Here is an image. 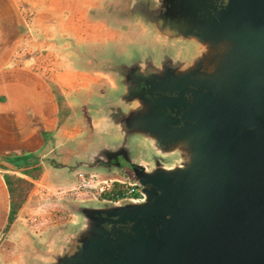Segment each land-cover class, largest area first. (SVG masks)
<instances>
[{
  "label": "water",
  "instance_id": "water-1",
  "mask_svg": "<svg viewBox=\"0 0 264 264\" xmlns=\"http://www.w3.org/2000/svg\"><path fill=\"white\" fill-rule=\"evenodd\" d=\"M241 11L208 24L205 46L97 61L115 87L90 104L95 138L55 168L70 182L122 156L144 195L80 202L40 264H264V1Z\"/></svg>",
  "mask_w": 264,
  "mask_h": 264
},
{
  "label": "crops",
  "instance_id": "crops-1",
  "mask_svg": "<svg viewBox=\"0 0 264 264\" xmlns=\"http://www.w3.org/2000/svg\"><path fill=\"white\" fill-rule=\"evenodd\" d=\"M122 1L0 0V240L9 237L11 226L26 219L27 213L28 199L10 223L5 174L14 172L11 163L24 157L43 160L60 145L63 157L70 158L92 144L96 122L90 104L115 87L97 61H112L116 59L112 51L128 52L131 46L148 44L145 35L132 34V17L123 12ZM26 47L49 49L61 70L49 76L36 71ZM68 95L67 114L81 111L80 123L69 124L70 117L62 115L59 98ZM44 168V173L49 171ZM34 250L29 252L30 262L40 264L49 247L35 239ZM0 260L10 264L14 258L2 255Z\"/></svg>",
  "mask_w": 264,
  "mask_h": 264
},
{
  "label": "flooded vegetation",
  "instance_id": "flooded-vegetation-1",
  "mask_svg": "<svg viewBox=\"0 0 264 264\" xmlns=\"http://www.w3.org/2000/svg\"><path fill=\"white\" fill-rule=\"evenodd\" d=\"M263 1L123 0L121 8L123 12L132 17L133 35L140 33L145 35L146 42L155 48L177 50L178 48L195 49L201 45L205 46L200 39L207 37L208 24L217 22L218 19L223 21L226 15L233 13V8L236 11L242 10L239 13L247 15L250 9L260 8ZM71 158L72 156L69 161ZM84 165L135 178L132 163L122 156L108 159L96 157L94 161Z\"/></svg>",
  "mask_w": 264,
  "mask_h": 264
},
{
  "label": "rangeland",
  "instance_id": "rangeland-1",
  "mask_svg": "<svg viewBox=\"0 0 264 264\" xmlns=\"http://www.w3.org/2000/svg\"><path fill=\"white\" fill-rule=\"evenodd\" d=\"M38 49V48H37ZM49 53V49H42ZM54 56V55H53ZM55 58V56H54ZM62 67V66H61ZM61 68L58 66V71ZM60 105H61V112L65 118L70 117L69 124H76L81 122L82 113L81 111H75V114H70L67 109V99L71 100V95L68 97L61 96ZM95 137V136H93ZM61 148V149H60ZM62 145L59 146V149L54 154H48L46 157L43 158L44 165L49 168V171L44 173L38 182V185L34 182V188L31 192V197L28 198V202L26 205V209L24 212L26 214V219L19 221V223L14 224L11 226V233L9 237L3 238L0 240V257L3 256H12L14 258L13 261H10V264H32L30 262L31 255L30 250L36 253L34 250V241L37 239L40 244H45L49 247L52 242L54 243L56 239H58L60 231L64 232L66 227L77 220V216L75 214V210L80 202H87L92 201L97 204L101 203L100 201L94 200H66L64 206L58 204H49V201L52 203L55 202V198L53 193L55 192L57 185H67L77 181L76 174L78 171L73 173V177L71 178L70 182H67V175L63 174H56L55 171H52L51 168L54 167H63L64 165L70 163L69 157L64 158V152L62 151ZM64 150V149H63ZM132 154L134 157L139 159H147V154L144 150L143 143L141 140L135 141V146L132 149ZM142 155V156H141ZM141 158H140V157ZM31 158V157H30ZM29 157H24L22 160L12 162V165H18L27 161ZM68 162V163H66ZM51 170V171H50ZM101 174L109 175L106 171H95ZM115 174V172H113ZM111 174V175H113ZM41 188L43 186L49 187V189L44 191L41 195H38L34 192L35 187ZM52 199V200H51ZM61 211L63 215L58 216V221L55 220L54 214ZM60 232V233H58ZM57 237V238H56ZM12 262V263H11ZM2 261L0 260V264Z\"/></svg>",
  "mask_w": 264,
  "mask_h": 264
},
{
  "label": "built area",
  "instance_id": "built-area-1",
  "mask_svg": "<svg viewBox=\"0 0 264 264\" xmlns=\"http://www.w3.org/2000/svg\"><path fill=\"white\" fill-rule=\"evenodd\" d=\"M21 9H23L21 7ZM25 50V49H24ZM23 50L21 51V54ZM25 54H29L33 58V68L42 74L49 76L58 71V66L54 56L44 50L26 47ZM24 55V54H23ZM77 181L67 185H57L53 196L55 203L58 200H94L107 202H125L141 198L144 194L142 185L139 181L131 176L115 173L113 175H105L99 172L79 171L76 174ZM38 185V181H34ZM49 187H35V193L41 195ZM59 212V211H58ZM64 213V211H63ZM61 211L55 213L54 217L62 216Z\"/></svg>",
  "mask_w": 264,
  "mask_h": 264
},
{
  "label": "trees",
  "instance_id": "trees-1",
  "mask_svg": "<svg viewBox=\"0 0 264 264\" xmlns=\"http://www.w3.org/2000/svg\"><path fill=\"white\" fill-rule=\"evenodd\" d=\"M14 172L6 173L5 180L10 192V223H12L34 188V181L44 173V162L39 157H33L24 163L12 165ZM13 167V168H12Z\"/></svg>",
  "mask_w": 264,
  "mask_h": 264
}]
</instances>
